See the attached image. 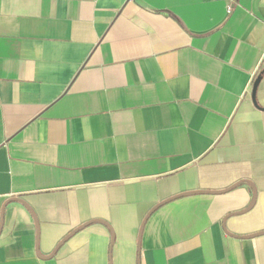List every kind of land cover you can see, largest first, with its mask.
Segmentation results:
<instances>
[{"label": "crops", "instance_id": "1", "mask_svg": "<svg viewBox=\"0 0 264 264\" xmlns=\"http://www.w3.org/2000/svg\"><path fill=\"white\" fill-rule=\"evenodd\" d=\"M0 264H264V0H0Z\"/></svg>", "mask_w": 264, "mask_h": 264}, {"label": "water", "instance_id": "2", "mask_svg": "<svg viewBox=\"0 0 264 264\" xmlns=\"http://www.w3.org/2000/svg\"><path fill=\"white\" fill-rule=\"evenodd\" d=\"M258 82H259V78H257V79L255 80V82H254V85H253V88H252L253 95H254V93H255V89H256V87H257V85H258ZM167 201H169V200H167ZM160 205H162V203L159 204L158 206H160ZM158 206H156V207H158ZM86 225H87V224L82 225L80 228H78L77 230H74V231L71 232L70 234H72V233L78 231L79 229L85 227ZM141 228H142V227H141ZM70 234H69V235H70ZM63 241H64V240H63ZM60 243H61V242H60ZM58 246H59V245H58ZM58 246H57V247H58ZM56 249H57V248H55V250L52 252L51 255H53V254L55 253Z\"/></svg>", "mask_w": 264, "mask_h": 264}, {"label": "built area", "instance_id": "3", "mask_svg": "<svg viewBox=\"0 0 264 264\" xmlns=\"http://www.w3.org/2000/svg\"><path fill=\"white\" fill-rule=\"evenodd\" d=\"M227 11L229 12L230 11V8H228Z\"/></svg>", "mask_w": 264, "mask_h": 264}]
</instances>
